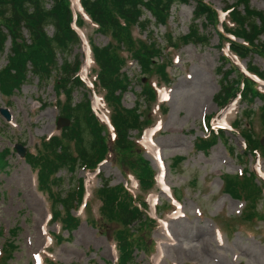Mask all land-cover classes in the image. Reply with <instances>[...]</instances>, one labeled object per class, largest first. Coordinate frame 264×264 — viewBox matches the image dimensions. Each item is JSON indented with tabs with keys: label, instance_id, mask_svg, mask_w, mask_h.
<instances>
[{
	"label": "rangeland",
	"instance_id": "1",
	"mask_svg": "<svg viewBox=\"0 0 264 264\" xmlns=\"http://www.w3.org/2000/svg\"><path fill=\"white\" fill-rule=\"evenodd\" d=\"M202 1L219 15L222 8L235 4L236 0ZM71 2L77 4L76 0ZM247 4L264 16V0H247ZM193 5L191 0L173 2L168 9L165 25L148 26V30H152L150 38L160 47L159 54L149 57L148 66L154 69L156 64L159 66L167 58L170 60L166 66L169 82L165 86L168 87L162 94L164 112L160 106L157 109L154 105L151 107L150 103L149 107L146 101L139 99L140 86L147 75L143 67L136 61L128 60L122 68L129 84L120 93L119 108L130 109L140 101L135 110L137 122L141 127L158 123L159 130L154 135L147 130L145 150L132 145L124 149L115 147L113 153L99 165V177H90L89 182L84 179L85 207L79 210L78 204L71 211L78 218V223L70 234L59 232L56 223L50 222L48 193L36 189L35 174L23 157L26 151L34 154L41 147L43 138L56 133L55 126L68 125L53 104L54 75L45 84H38L36 77L29 75V80L22 82L11 95H0V151L3 148L8 150L4 157L5 164L0 167V228L3 229L0 247L3 251L7 249L9 254L3 258L5 264H38L39 254L46 248L44 254L48 259L53 258L51 264H115L117 254L114 255L111 246L116 244L114 236L121 228L115 223L102 221L97 189H101L104 181L108 188L121 186L124 184L123 178L128 173L136 175L140 167L148 169L151 176L156 174L162 186L160 192L153 185L145 191L134 190L140 200L146 198L147 192L152 191L156 195L150 200V204L157 206L156 217L166 218L171 210L168 206L171 202L166 191L168 188L180 203L160 230L151 215L143 214L136 220L135 229L129 232L134 240L132 246L137 244L134 247L137 252L133 250L137 264H264V221L255 217L262 219L264 216V196L257 188H248L252 183L261 187L260 179L252 177L250 172L253 170L264 179V155L260 151L261 157L258 152L255 155L246 152L241 160L238 159L236 152L242 151L244 146L242 137L233 129H227L223 136H215L205 150L200 148V141L204 139L201 136L207 131L203 117L217 111L219 104L215 102L214 95L220 89V80H224L221 72H227L231 67L228 68L227 63L222 65L225 60L218 48L219 38L215 28L202 18H192ZM46 6L49 4L46 3ZM237 7L241 9V5ZM78 13L84 18V24L80 26L88 36L89 43L106 44L108 38L92 29L94 24L89 22L87 15H80V11ZM143 13L150 22L153 21L145 8ZM193 24L198 33L207 36L204 44H184L183 38ZM46 30L51 34L50 27ZM21 34L27 41L24 29ZM132 35L147 37L149 34L147 30L139 33L134 28ZM259 38L262 40L264 35ZM8 48L9 40L6 39L0 51V67L6 63ZM81 53V45H74L66 59L73 60L77 55L80 58ZM237 59L236 66L242 70L249 63L261 70L264 68L263 57L256 52ZM56 61L61 63L62 58L57 57ZM226 76L235 80L237 72ZM149 80L152 83L157 81L158 85L165 83L157 74H152ZM257 88L259 97L254 96L250 102L240 99L228 113V121L232 122L236 117L235 120L241 125L249 120L250 130L257 138H254L255 141L264 135V125L258 118L260 108L264 109V75L258 81ZM94 89L98 96L102 95L96 83ZM71 96L75 102L88 98L89 91L78 86L72 90ZM110 103L111 106L114 104ZM247 109H251L252 114H244ZM234 111L237 115L232 113ZM124 121L132 124V119ZM117 124L120 125L119 121ZM127 133L130 136L127 137L128 141L131 139L134 144L139 142L143 145L138 130L127 129ZM86 137L85 133L81 145ZM71 139H61V145L67 146L75 154ZM204 140H208V137ZM75 148L78 149V144H75ZM255 156L258 159L255 160ZM241 170L248 173L245 178L250 182L241 188L242 191L248 190L246 201H249L248 193L249 197L256 199L252 201L253 208H247L245 201L235 199L237 194H226V187H223L227 177H236ZM83 178L82 168L69 171L60 165L45 178L44 186L52 193L65 191L75 185L76 180ZM247 213L249 217H246ZM48 233L52 240L47 239ZM56 234L60 241L56 242ZM7 243L13 248H7Z\"/></svg>",
	"mask_w": 264,
	"mask_h": 264
},
{
	"label": "trees",
	"instance_id": "2",
	"mask_svg": "<svg viewBox=\"0 0 264 264\" xmlns=\"http://www.w3.org/2000/svg\"><path fill=\"white\" fill-rule=\"evenodd\" d=\"M185 1L188 0H76L82 12L85 16L87 15L89 22L94 24L92 29L108 38L104 45L90 44L88 36L83 32L88 41L87 75L92 80L93 86L95 87L96 83L102 92L101 108L109 116V126L107 127L92 112L86 97L75 102L72 101V90L83 85L78 75L82 59L77 55L73 60H67L66 56L74 45H80L75 27L83 31L81 27L84 24V18L79 16V11L75 9L76 17L73 19L71 0H0V51H2L6 39L9 40L6 63L0 67V95L4 97L11 95L22 82L29 80L27 78L29 75L35 76L38 84H45L54 75L52 86L55 91V101L53 104L57 108L58 114L61 115L60 117L69 121L66 127H60L56 133L43 138L41 147L34 154L28 151L24 154V160L35 174L36 189L48 193L50 220L52 223H57L59 232L65 231L70 234L77 227L78 218L74 217L71 211L78 204L85 207L83 180H76L75 185L65 191L52 193L44 186L45 178L52 175L60 168V165L69 171L78 167V169L82 168L83 171L90 173L95 170L99 162L113 153L115 147L118 146L122 149L131 145L140 147L136 142V146H134L131 139L127 140V137H130L127 129H136L139 133L145 127H141V124L137 122L138 115L135 112L140 101L130 109L119 108L118 105L120 93L129 84L127 75L121 69L128 60H134L139 66H142L147 75L144 84L140 86L139 99L146 101L149 107L150 103L151 106L156 104L161 107L163 112L165 111L162 104L156 101L155 89L149 79L152 74H157L163 82H169L166 66L170 60L167 58L159 66L156 64L155 71L148 66L149 57L160 52L158 44L150 38L152 30H148V26L152 24L155 26L165 25L170 5L173 2ZM191 1L194 4L192 18H202L215 28L219 38L218 48L220 50L226 48L227 51V54H221L225 60L222 61V65L227 63L228 68L231 67L228 69L229 71L221 72L224 80H220V89L214 95L215 102L219 106L223 105L238 93L239 98L247 102H250L254 96L259 97L255 81L235 68L236 66L230 61L228 55L231 53L237 58H242L249 55L250 52H256L264 60V39L260 40L259 38L264 35L262 12L250 8L247 0H236L235 4L223 8L225 15L219 21L217 13L205 2L202 0ZM46 3L49 6H46ZM240 5L241 9L237 7ZM144 8L152 17V22L143 13ZM218 23L221 25L220 30L217 27ZM47 27L51 28V34L47 33ZM134 28L139 33L147 30L149 35L134 37L132 35ZM23 29L27 33V41L22 37ZM206 39L207 36L198 33L193 24V28L188 30L183 41L184 44H204ZM161 49L165 48L161 47ZM57 57L62 58L61 63L56 61ZM246 70L260 78L264 75V69L261 70L250 63ZM234 71L237 72L235 80L226 76ZM115 91H117L116 94ZM110 102L114 104L111 106ZM252 112L251 109H247L244 114L250 115ZM258 118L264 125L263 108H260ZM125 119H132V124L125 123ZM118 121L120 125L117 124ZM234 121V130L238 132L244 142L242 151L236 152L238 159L241 160L246 152H253L254 155V152L260 151L264 155V147L259 144V141L254 140L256 137L250 130L249 120L241 125L237 120ZM85 133L88 138L86 137L85 142L81 145L82 136ZM215 136H223V133L219 131L214 134L209 128L206 136L208 140H204L206 137L201 139L200 148L205 150L214 141ZM69 138H72L70 141H73L75 154L71 153L67 146L62 147L61 145V139ZM75 144H78V149L75 148ZM87 144L90 145L87 147ZM7 153L8 150L5 148L0 151V167L5 164L4 157ZM114 154L116 155V153ZM136 172V175L133 173H128V175L136 180L135 189L138 192L145 191L153 185V178L148 169L140 167ZM250 173L252 177H255L252 172ZM247 174L242 171L236 174V177H227L226 184L223 182V187H226V194L230 196L237 194L235 199H241L246 202L247 208H253L252 201H256V199H253L252 196L249 197L248 193L250 201L248 204L249 201H246L248 190L242 191L241 188L246 187L250 182L245 178ZM100 188L97 189V194L99 196V215L102 221L115 223L121 228L114 236L116 244L110 243L117 254L115 264H136L133 262L131 254L137 244L132 246L134 240L129 231L135 229L136 220L145 214V201L143 198L140 200L139 195L132 192L131 188L123 185L108 188L107 182L104 181ZM248 188H257L261 194V188L256 187L253 183ZM61 212L63 217L60 218ZM246 217H249V213L246 214ZM255 217L264 221V216L262 219ZM11 234L14 232L11 231ZM55 238L56 241L61 240L58 234L55 235ZM6 247L13 248L10 243H7ZM8 256L7 249L1 250L0 264H5L3 258Z\"/></svg>",
	"mask_w": 264,
	"mask_h": 264
},
{
	"label": "water",
	"instance_id": "3",
	"mask_svg": "<svg viewBox=\"0 0 264 264\" xmlns=\"http://www.w3.org/2000/svg\"><path fill=\"white\" fill-rule=\"evenodd\" d=\"M260 142L264 145V137L261 138Z\"/></svg>",
	"mask_w": 264,
	"mask_h": 264
}]
</instances>
